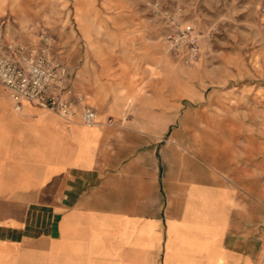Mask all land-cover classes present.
<instances>
[{
    "label": "crops",
    "instance_id": "0c3cea01",
    "mask_svg": "<svg viewBox=\"0 0 264 264\" xmlns=\"http://www.w3.org/2000/svg\"><path fill=\"white\" fill-rule=\"evenodd\" d=\"M96 86L90 125L80 106L17 112L0 87V264H255L261 223L221 170L170 115L124 119Z\"/></svg>",
    "mask_w": 264,
    "mask_h": 264
},
{
    "label": "rangeland",
    "instance_id": "374dc122",
    "mask_svg": "<svg viewBox=\"0 0 264 264\" xmlns=\"http://www.w3.org/2000/svg\"><path fill=\"white\" fill-rule=\"evenodd\" d=\"M165 12L197 31L196 62L165 42ZM0 15L18 38L49 39L90 106L101 81V106L124 119L170 115L184 150L250 203L262 238L253 261L264 264V0H0Z\"/></svg>",
    "mask_w": 264,
    "mask_h": 264
},
{
    "label": "built area",
    "instance_id": "2783aa9c",
    "mask_svg": "<svg viewBox=\"0 0 264 264\" xmlns=\"http://www.w3.org/2000/svg\"><path fill=\"white\" fill-rule=\"evenodd\" d=\"M167 31L164 40L174 54H183L187 62L200 57L198 33L173 14L165 12ZM10 19L0 15V86L10 97L13 109L21 111L26 104L71 119L76 107L82 111V122L93 124L94 109L82 92L72 85L68 68L52 52L49 39L42 33L36 39L9 35Z\"/></svg>",
    "mask_w": 264,
    "mask_h": 264
}]
</instances>
